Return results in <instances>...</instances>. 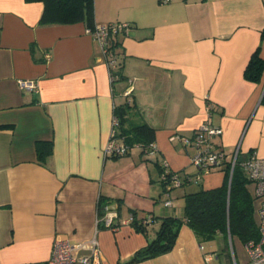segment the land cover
<instances>
[{"label": "crops", "instance_id": "crops-1", "mask_svg": "<svg viewBox=\"0 0 264 264\" xmlns=\"http://www.w3.org/2000/svg\"><path fill=\"white\" fill-rule=\"evenodd\" d=\"M42 10L41 1L0 0V264H46L56 236L80 242L94 235L101 264H124L155 237L161 216H182L185 193L224 180L217 167L165 190L161 165L191 177L199 171L190 161L194 148L171 134L191 135L207 119L223 130L215 142L227 162L235 154L240 163L253 153L264 157V80L244 77L257 47L264 58V0H94L97 25L130 24L115 36V82L83 21L41 24ZM20 79L37 88L20 87ZM126 99L154 128V154L137 145L106 154L113 108ZM47 143L52 153L44 165L38 145ZM100 196L119 219H155L144 231L96 225ZM233 242L239 254L233 249L232 260L244 264L245 245ZM204 243L182 224L169 252L133 264L221 261Z\"/></svg>", "mask_w": 264, "mask_h": 264}, {"label": "trees", "instance_id": "trees-1", "mask_svg": "<svg viewBox=\"0 0 264 264\" xmlns=\"http://www.w3.org/2000/svg\"><path fill=\"white\" fill-rule=\"evenodd\" d=\"M27 1L43 3L40 16L41 24H70L83 21L86 27L91 28L96 24L94 21V0ZM117 34L110 37L108 44L116 57L119 58V52L116 49L118 42L115 39ZM120 65L118 60L113 82L121 79ZM244 77L256 83L264 80V58L260 55L259 47L249 58L244 69ZM213 109L212 105L211 110ZM113 112L117 119L115 137L121 143L128 148L137 145L145 151L146 147L154 142V128L145 121H141L139 108L133 100L126 99V101L115 105ZM51 153L50 143L43 146L38 145V159L42 164H47ZM226 162L227 158L224 153V159L220 166L225 173L222 184L207 189L199 187L195 191L185 193L182 216H161L155 237L145 246L136 250L124 264L141 262L169 252L174 246L182 224H186L192 229L200 244L212 241L218 236L226 243L229 240L232 243L234 237L244 245L249 241H258L260 233L255 218V196L249 186L251 181L240 161L236 159L233 166L231 161ZM165 169V165H161L160 171H165ZM168 171L166 180H160L163 186L171 178L172 173H177V176L183 181L182 185L189 182L187 181L189 175L170 169ZM110 202L107 197L100 196L97 203L98 211L102 213L103 207ZM132 214L134 218L131 224L141 231H144L146 225L155 219L150 214L140 217L135 213ZM220 254L218 252L216 256L218 257ZM226 263L228 264V261ZM229 264H234V261L232 260Z\"/></svg>", "mask_w": 264, "mask_h": 264}, {"label": "built area", "instance_id": "built-area-1", "mask_svg": "<svg viewBox=\"0 0 264 264\" xmlns=\"http://www.w3.org/2000/svg\"><path fill=\"white\" fill-rule=\"evenodd\" d=\"M172 0H160L162 3H168ZM130 29V24L109 23L107 25H97L94 27H86V32L90 34L100 45L101 52L106 60L110 81L115 79V71L118 67V58L110 49L108 41L113 35L123 32L127 33ZM20 87L28 90L37 88L36 83L31 79H20L18 81ZM126 97L132 93V86L129 85L123 91ZM212 105L208 104V111H211ZM117 119L113 116L112 131L110 138L106 144L105 152L108 155L124 154L129 148L119 142L115 137V126ZM223 130L220 126L212 124L209 120H205L196 128L191 135H182L177 132L169 136L170 140H178L184 146L194 148V153L190 157L191 163L197 167L199 172L194 176H187V181H198L204 173L211 169L220 167L224 159V150L215 142V138L222 134ZM148 154L156 152L155 142H151L145 149ZM236 160V154L231 160L232 166ZM165 171L160 172V180H166V173L169 168L164 164ZM242 167L248 174L253 186V193L256 203L257 224L260 233L258 241H249L245 244L248 260L244 264H264V157L251 154L244 162ZM182 179L177 176V173H172L164 185L165 190L172 187L182 186ZM165 205H171L170 200L164 201ZM134 216L126 219H119V211L116 206L106 204L102 213L97 212L96 225H102L105 228L116 230L121 224H131ZM213 254H210L212 256ZM46 264H101V250L97 237L94 235L91 238L80 242H74L68 237L56 236L53 240L52 250ZM234 264H236L234 262Z\"/></svg>", "mask_w": 264, "mask_h": 264}, {"label": "rangeland", "instance_id": "rangeland-1", "mask_svg": "<svg viewBox=\"0 0 264 264\" xmlns=\"http://www.w3.org/2000/svg\"><path fill=\"white\" fill-rule=\"evenodd\" d=\"M118 101H120V98H118ZM196 188H199L196 186ZM205 244V251L208 250H216L221 253L222 260L218 261L216 264H227L224 260L227 258L228 264L231 263L232 257H233V249L234 252L239 254V248L236 246V243L229 240L227 243L220 237L215 238L212 241H207Z\"/></svg>", "mask_w": 264, "mask_h": 264}, {"label": "water", "instance_id": "water-1", "mask_svg": "<svg viewBox=\"0 0 264 264\" xmlns=\"http://www.w3.org/2000/svg\"><path fill=\"white\" fill-rule=\"evenodd\" d=\"M230 177H231V175H230Z\"/></svg>", "mask_w": 264, "mask_h": 264}]
</instances>
